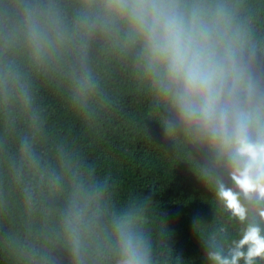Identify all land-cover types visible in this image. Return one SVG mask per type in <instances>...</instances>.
I'll list each match as a JSON object with an SVG mask.
<instances>
[{"label": "trees", "instance_id": "16d2710c", "mask_svg": "<svg viewBox=\"0 0 264 264\" xmlns=\"http://www.w3.org/2000/svg\"><path fill=\"white\" fill-rule=\"evenodd\" d=\"M202 2L234 14L264 94V0ZM97 3L0 0V264H116L113 228L126 218L154 264H209L203 239L227 225L230 243L241 228L206 186L222 174L217 156L185 133L126 26H101ZM26 10L58 17L65 43L34 56ZM73 206L85 209L78 256Z\"/></svg>", "mask_w": 264, "mask_h": 264}, {"label": "clouds", "instance_id": "9594fccd", "mask_svg": "<svg viewBox=\"0 0 264 264\" xmlns=\"http://www.w3.org/2000/svg\"><path fill=\"white\" fill-rule=\"evenodd\" d=\"M95 12L103 27L126 26L185 133L217 156L222 174L207 176L206 186L241 228L230 243L227 225L209 233L203 239L206 260L264 262V94L244 59L246 34L234 24V14L202 0H98ZM61 23L38 10L25 11L23 34L34 56L65 43ZM89 86L85 81L84 88ZM84 216V208L73 206L65 219L77 256ZM113 234L116 264H154L152 246L132 219L116 222Z\"/></svg>", "mask_w": 264, "mask_h": 264}]
</instances>
